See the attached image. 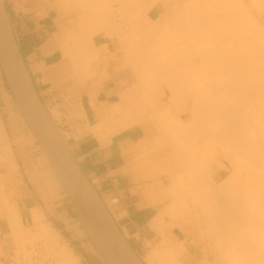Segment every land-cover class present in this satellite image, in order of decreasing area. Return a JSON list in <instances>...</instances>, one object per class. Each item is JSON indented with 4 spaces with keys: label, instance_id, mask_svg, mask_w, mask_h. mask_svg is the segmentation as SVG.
Wrapping results in <instances>:
<instances>
[{
    "label": "crops",
    "instance_id": "crops-1",
    "mask_svg": "<svg viewBox=\"0 0 264 264\" xmlns=\"http://www.w3.org/2000/svg\"><path fill=\"white\" fill-rule=\"evenodd\" d=\"M68 1L3 0L26 72L52 123L123 235L146 263L149 247L164 238L172 245L181 240L185 249L180 257L183 264L218 263L215 254L208 250L210 241L204 229L195 228L186 219L181 221L180 215L169 210L172 201H186L191 168L158 129L161 122H170V116L177 114L186 120V114L169 106L166 88L161 98L165 103L160 105L159 100L152 101L155 90L139 84L140 72L134 66L137 56L129 49L139 41L138 35L122 38L106 31L95 34L92 43L97 55L91 66H76L72 60L76 66L73 69L71 59L63 55L62 42L78 28L81 11L74 10ZM151 102L156 107H151ZM117 110L133 113L132 116L138 112L143 119L112 127L108 121L114 122L111 114L116 117ZM69 111H76L77 115L68 119ZM165 111L170 115H163ZM2 200L5 206L17 210L22 231L29 237L17 239L7 216L0 215V259L14 258L20 244L28 247L41 242L37 237L44 225L55 239L53 249H65L73 264H105L81 224L84 225L82 217L24 123L0 70ZM72 202L76 206L73 199ZM186 215L188 211L184 218ZM175 221L179 223L170 225ZM30 237L33 240L27 241ZM46 247L51 252L52 248ZM61 258V264H65Z\"/></svg>",
    "mask_w": 264,
    "mask_h": 264
},
{
    "label": "bare ground",
    "instance_id": "bare-ground-1",
    "mask_svg": "<svg viewBox=\"0 0 264 264\" xmlns=\"http://www.w3.org/2000/svg\"><path fill=\"white\" fill-rule=\"evenodd\" d=\"M74 1L79 2L78 0ZM86 1L81 0L78 3L79 9L74 7L81 11L77 20L79 26L75 31L69 32L62 42L63 55L71 59V65L75 61V65L80 67H89L97 55L92 43V37L95 34L100 33L102 29L111 30L114 34L120 31L110 20L111 11L103 10L101 2L89 0L90 6L93 4V8L98 7V12L101 11L102 20L96 17L97 15H92L95 11H88ZM106 1L109 2V0ZM158 1H130L135 4L136 10H138L135 22H131L135 24L136 29L133 25H130V28L135 29L137 33L133 31L137 35L146 34L149 38H144V36L142 40L140 38L142 48L139 50L135 49L138 46L129 47V49L133 48L138 51L132 53L138 58L142 55L139 60L136 59L138 62L136 65L141 66L139 69L142 73L146 72L145 75L148 76L151 70L152 75L157 73L155 76L153 75L154 77L151 75L154 79L152 77V80L150 79L151 82L156 81L157 84L154 82L152 84L148 79L149 84L156 85L155 88L154 86L151 88L157 89L152 92L155 94H151L154 99H150L155 102V99L158 100L161 93L163 94L165 88H168L169 90H167L170 92L173 88L172 92L175 96L171 92L174 96L171 99L179 97V94H181L179 100L183 99L179 103L176 101L177 112L189 115L187 120L180 119L177 114L172 115L173 124H161L158 129L171 148L188 160L191 168L189 176L196 184L192 195H188L191 199L189 207L185 200L176 199L172 201L169 210L177 217L180 215L181 221L186 219L192 224L200 223L204 229H206V225L212 226V229L211 227L206 229L211 230V233L207 231L211 235L214 234L213 238L208 234L210 235L209 239L212 238L219 249H224L220 253V264H264V242L259 241L260 237L263 239L264 233V118H262L264 116V0H164V4L168 5V11L161 16L163 7L159 8V12H152ZM70 2L73 3L72 0ZM108 2L106 3L108 4ZM103 3L106 7V3ZM164 4L162 5L164 6ZM136 6L140 7L137 9ZM108 7L111 5H107ZM97 9L96 14H98ZM171 27V42L174 41L171 49H169L171 45H164L163 42H159L157 47L152 44L151 40L154 37L158 38V35L164 33L166 28ZM0 30L8 49L12 51L14 48L13 37L1 0ZM139 46L141 47V44ZM165 46L166 48H164ZM144 49L147 53L143 51ZM147 49L150 51L148 52ZM139 51L143 52L137 55ZM145 56L147 59H144ZM167 56H171L168 61ZM91 58L93 59L91 60ZM184 61L187 62L186 66L183 65L186 63ZM153 65L157 67V70L151 69ZM177 65L185 66L184 70L181 71ZM171 67H177L180 71L175 68L174 72L177 71V73H173V76H166V69ZM77 69L74 71L78 72ZM82 70L85 71L84 68ZM198 70L201 71L200 74ZM186 72L191 74L188 76ZM180 73L183 74L180 75ZM175 82L177 85L173 84ZM148 87L150 88V86ZM175 88L180 89L178 94L174 90ZM240 88L243 90L240 91ZM182 89L184 90L182 91ZM30 92L34 97L33 105L43 117L44 111L36 101L31 87ZM172 103L174 102L172 101ZM159 104H163L161 100H159ZM177 104L174 103V105ZM174 105L170 103V106ZM148 106L150 107V104L146 107ZM117 112L118 114L115 113L116 117L113 115L114 113L111 114L115 118L111 117L114 122L108 121L112 127L132 125L139 118L138 112L134 116H132L133 113L131 115L126 111L117 110ZM164 113L167 114L168 111ZM168 115L170 114L168 113ZM216 125L220 127V130L216 129L218 128ZM104 127L108 128V124ZM197 144L203 145V148L199 145L201 148L199 154L197 153L199 149ZM212 144L215 145L214 148L210 147ZM196 145L198 146L197 150ZM194 147L196 151L193 150ZM200 154L201 156H199ZM197 157L201 159V164L199 162L198 167V164L193 163L198 162L194 159ZM70 194L78 215L80 213L79 218L81 216L83 219L84 225L82 222L81 224L86 227L87 234L90 231L91 240L100 255L103 254V233L100 218L73 186L70 188ZM0 204L3 205L0 207V215L7 216L13 235L18 237V233L22 231V223L17 210L5 206L3 200L0 201ZM185 211H188L186 218H184ZM192 216H194V220ZM202 217L207 218L203 220ZM33 219L36 220L37 216H34ZM192 220L195 222L193 223ZM236 221L238 226L240 224H244L245 228L248 226L246 230L243 225L240 226V228L243 227L241 229H244V234L235 225ZM213 226L218 230L216 228L213 230ZM40 230L41 233H36V235L38 234L44 239L51 238L53 241L52 236H49L52 235L50 229L43 225ZM254 232H258V235L262 236L257 237ZM204 233H206L205 230ZM53 236L55 237V235ZM180 242L172 245L165 238L162 239L161 242L149 247L145 260L149 264H183L178 259L184 251ZM224 242H226L225 246ZM213 247L215 246L213 245ZM115 249L118 253L119 248L116 245Z\"/></svg>",
    "mask_w": 264,
    "mask_h": 264
},
{
    "label": "water",
    "instance_id": "water-1",
    "mask_svg": "<svg viewBox=\"0 0 264 264\" xmlns=\"http://www.w3.org/2000/svg\"><path fill=\"white\" fill-rule=\"evenodd\" d=\"M1 3L11 29L3 0ZM11 34L14 46L12 51L8 49L0 30V70L16 108L46 156L73 207L75 208L70 194L72 186L85 198L100 218L103 233V254L100 255L96 245L90 240L96 252L105 264H147L123 235L93 183L59 135L26 72L12 29ZM30 87L36 101L44 111L43 117L33 105L34 97L31 96ZM115 245L119 248L118 253Z\"/></svg>",
    "mask_w": 264,
    "mask_h": 264
},
{
    "label": "rangeland",
    "instance_id": "rangeland-1",
    "mask_svg": "<svg viewBox=\"0 0 264 264\" xmlns=\"http://www.w3.org/2000/svg\"><path fill=\"white\" fill-rule=\"evenodd\" d=\"M78 1L80 2L81 0H78ZM87 1H88L89 4L87 3ZM87 1H86V5H87V8L89 9L88 11H92V12L95 11V13L93 12L92 15H97L96 17H98L99 19L102 20V17H101V16H102V13H101V11L98 12V9H97L98 7L96 8L98 14H96V9L93 8V7H94L93 4H92V6H90L91 4H90L89 0H87ZM96 1L99 2V3L101 2L100 4L103 5V8H104L103 10L108 9L107 11H111V12H110V14H111V15H110V17H111L110 20H111V22H113V24L116 25V27L120 30V31H119V30L117 29V30L119 31V33L115 32V35H118V36H121V37L123 36L122 38H124L125 35H126V36L137 35V34H136L137 32L135 31L136 27H134L135 24H134V23H131V22H135V19H136L135 17H136L137 14H138V10H136V8H135V6H134L135 4L130 3L131 0H109V2L106 1V0H105V1L102 0V1L105 2V3L108 2V4L106 3V7H104L105 5H104V3H103L102 1H100V0H96ZM74 2H75V3H74ZM79 2H78V3H79ZM78 3H77L76 1L73 0V3H72V4H73V9H74V10H76L74 7L78 8ZM102 3H103V4H102ZM109 4L111 5L112 8H111V7H108V8H107V5L109 6ZM162 4H164V0H159L158 3L153 7L152 12H154V13H155V11L159 12V10L161 9V7H163V9H162V11H161V13H160V16H161L162 14H164V13L166 14L167 11H168V5H167V3H165L166 5L164 4V6H163ZM88 5H89L90 7H89ZM101 5H100V6H101ZM138 5H139V4H138ZM140 5H141V4H140ZM100 6H99V7H100ZM101 7H102V6H101ZM101 7H100V8H101ZM136 7H137V6H136ZM139 7H140V6H139ZM139 7H137V9H138ZM117 8H118V9H117ZM159 8H160V9H159ZM101 9H102V8H101ZM101 9H99V10H101ZM110 9H111V10H110ZM107 11H105V12H107ZM103 12H104V11H103ZM112 12H113V13H112ZM121 12H122V13H121ZM100 13H101V15H99ZM90 14H91V12H90ZM112 14H113V15H112ZM158 18H159V17H158ZM131 19H132V20H131ZM133 20H134V21H133ZM114 22H115V23H114ZM130 25H133V27L135 28V29H133V30H134L136 33L132 30V28H130ZM128 26H129V27H128ZM116 27H115V28H116ZM166 30H167V31H166ZM166 30L164 31V33L159 34V35H158V38H157V37H156V38L154 37V38L151 40L153 45H155V46L157 47V45L159 44V42H163L164 45H167V44H168V45H171V46H169V47H170L169 49L172 48V45H174V41L171 42V41H172V39H171V36H172V34H171L172 27H171V28H166ZM102 31H106L107 33L109 32V33H108L109 35H113V34H114L113 31H111V30H110L111 32L108 31V30H104V29H102ZM130 31H131V32H130ZM144 31L146 32V30H144ZM132 32H134V33H132ZM165 32H166V33H165ZM110 33H112V34H110ZM131 33H132V34H131ZM120 34H121V35H120ZM124 34H125V35H124ZM166 35H168V36H166ZM143 36H144V38H145V37H147V39L149 38L146 34H144ZM143 36H142V35H140V36L138 35V39H139V41L136 42V45H135V46H138V47H137V48L134 47L136 50H139V48H142L141 40H142V37H143ZM165 36L167 37L166 39H165ZM140 38H141V40H140ZM172 38H174V37H172ZM154 39H155V40H154ZM170 39H171V40H170ZM169 42H170V43H169ZM139 43L141 44V47L139 46V45H140ZM171 43H172V44H171ZM164 48H166V46H165ZM131 49H133V48H131ZM135 49H134V52H138V51H135ZM147 50H148V52L150 51L149 49H147ZM132 51H133V50H132ZM143 51L146 52V49H144ZM143 51H139V53H137V55L141 54V52H143ZM146 53H147V52H146ZM135 56H136V55H135ZM141 57H142V55H141L139 58H141ZM139 58L137 57V60H139ZM145 58L147 59L146 56L144 57V59H145ZM92 59H93V58H91V60H92ZM148 59H149V57H148ZM166 59H167V61L170 60V59H171V56H167ZM184 62H186V61H184ZM184 62H183V63H184ZM201 62H202V61H201ZM136 63L138 64V62L136 61V62H134V66L136 65ZM202 63H203V62H202ZM186 64H187V62L184 63L183 65L186 66ZM183 65H182V66H183ZM177 66H179V65H177ZM182 66H181V67L179 66V67H180L179 69H180L181 71L184 70V67H185V66H183V67H182ZM136 67H137L136 70H138V71L140 72V75H139V84L144 83V88H149L148 86H150V88H151L152 86H154V88H155V86H156L155 84H157V83H155L156 81H155V82L152 81V82H154L155 84H154V85H151V83H152L151 80H152V78L155 76V74H157V73H156L155 71H153V72H155V73L153 74V75H154V76H153V75L151 74V72H152V70H151L150 75H149L150 77H149L148 75H145L146 72H143V73H142V71L139 69V68H141V66L139 67L138 65H136ZM188 67H189V66H188ZM152 68H153V70H154V68L157 70V67H156L155 65H153V66L151 67V69H152ZM175 68H177V67H175ZM175 68L171 67V68L168 69V70L166 69V72L164 71V72H165V75H166V76H168V75L173 76V73H177V71L174 72V71H175ZM177 69H178V68H177ZM177 69H176V70H177ZM179 69H178V70H179ZM180 70H179V71H180ZM198 71H199L198 73L200 74L201 71H200V70H198ZM186 73H187V72H186ZM182 74H183V73H180V75H182ZM187 74H188V76H189L191 73L188 72ZM196 74H197V73H196ZM151 75H152L153 77H152ZM161 75L163 76V74H161ZM165 75H164V76H165ZM202 75H204V74H202ZM147 76H148V77H147ZM166 76H165V77H166ZM151 77H152V78H151ZM148 79H149V80L151 79V80L149 81ZM153 79H154V78H153ZM146 80H147V81H146ZM148 81L151 82V83L149 84ZM146 84H149V85L146 86ZM152 84H153V83H152ZM173 84H176V85H177L176 82L173 83ZM182 84H183V83H182ZM178 85H181V83H178ZM145 86H146V87H145ZM154 88H152V89L154 90ZM181 88H183V86H181ZM166 89H168V88H166ZM171 89H172V90H171V92H172V91H173V88H171ZM155 90L157 91V89H155ZM168 90H169V89H168ZM174 90H176L177 94H178V91H180V89L178 90V89H176V88H175ZM183 90H184V89H182V91H183ZM239 90L242 91L243 89L240 88ZM169 92H170V91H169ZM171 92L169 93V94H170V97H169L170 99L168 98V99L170 100V101H168L169 106H170V103H171L172 105H174V103L177 104L176 101H178V103H179L180 100H181V101L183 100V99H180V100H179V97H180V95H181V94H179V97H176L178 100H177L176 98H174V100H175V101H174V100L171 99V98H173L175 95H174L173 92H172V94L174 95V96H172ZM179 93H181V92H179ZM158 94H159V93H158ZM158 94H156V95L158 96ZM163 95H165L164 92H163V94L161 93V95L159 96L158 100H161V98H162ZM182 95L184 96L183 93H182ZM181 97H182V96H181ZM184 97H186V96H184ZM184 97H182V98H184ZM172 101H173L174 103H172ZM181 101H180V102H181ZM161 102H162V103H165V101H161ZM169 102H170V103H169ZM166 104H167V103H166ZM163 105H164V104H163ZM176 106L178 107V104H177V105H174V107H176ZM69 107H72V105H70ZM162 107H163V106H162ZM162 107H161V108H162ZM177 107H176L175 109H177ZM263 113H264V112H263ZM263 113L261 112V114H263ZM164 114H165V113L163 112V115H164ZM67 115H68L67 118L70 119V118H72L73 116L77 115V113H76V111H74V112L69 111V114H67ZM168 116H169V115H168ZM262 116H263V115H262ZM199 117H200V116H199ZM171 118H172V116H170V119H171ZM184 118L187 120V119L189 118V115H188V114L185 115ZM262 118H264V116H263ZM262 120H263V119H262ZM199 121H200V120H199ZM216 122H217V124H218V120H217ZM263 123H264V122H263ZM161 124L164 125V123H162V122L160 123V125H161ZM167 124H173V120L171 119V121H170L169 123H167ZM167 124H166V125H167ZM216 126H217V125H216ZM170 127H171V126H170ZM217 127H218V126H217ZM219 128H220V127L216 128V129L218 130ZM217 130H216V131H217ZM219 130H220V129H219ZM199 139L201 140L202 137L199 138ZM200 140H199V141H200ZM197 145H198V144H197ZM197 145H196L195 147H196V150L199 148L198 151H197V153H198V152L200 151V149H201L200 146H202V148H203V145H200V144H199V145H200V146L198 145L199 147H198ZM214 146H215V145L212 144L210 147H211V148H212V147L214 148ZM195 147H194V149L192 148L194 151H196V150H195ZM197 147H198V148H197ZM197 153L193 152V154H196V155H197ZM198 154H199V153H198ZM196 155H194V157H196ZM199 156H201V154H200ZM199 156H198V157H199ZM198 157H197V159L194 158L196 161L198 160V162H196V163L193 162L195 165L198 164L197 167L199 166V162H200V160H201V159H198ZM199 158H200V157H199ZM189 162H190V161H189ZM187 163H188V160H187ZM200 164H201V162H200ZM246 164H247V163H246ZM252 164H254V163H252ZM252 164H251V165H252ZM197 170H198V168H197ZM188 180L190 181V185H189L188 188L185 190V192L187 193L185 199H186V204H187L188 207H189L190 204H191V199L189 198L188 195H190V196L192 195V193H193L194 190L196 189V184H195L194 180L192 179V177L189 176V179H188ZM183 194H185V193H183ZM188 211H189V210H188ZM196 211H198V210L196 209ZM192 218H193V220H194V216H192ZM199 218H200V217H199ZM205 218H207V217H205ZM205 218L202 217L203 220H205ZM173 219H174V218H173ZM175 219L178 220V218H175ZM193 220H192V221H193ZM194 222H195V221H193V223H194ZM174 223H175V224H176V223L178 224L179 221L171 222L170 225H173ZM195 223H196V222H195ZM195 223L192 224V225H195V226H196V225L198 224V223H196V224H195ZM235 223H236L235 225H237V227H239L238 229H240L241 231H243V232H241V233L244 234V229H241V228H243L245 225H244V224H240V226L243 225V227L240 228V226H238L237 221H236ZM202 224L204 225V223H202ZM198 225H199V227H200V230H201V228L204 229V227H203L200 223H199ZM198 225H197V226H198ZM197 226H196V228L199 229V227H197ZM204 226H205V225H204ZM208 227H209V225H208V226H207V225L205 226L206 229H208ZM210 227H211V229H212V226H210ZM210 227H209V228H210ZM219 227H220V226H219ZM247 227H248V226H247ZM247 227H246V228H247ZM252 227H253V226H252ZM215 228H216V227H215ZM215 228H214V226H213V230H215ZM244 228H245V227H244ZM246 228H245V230H246ZM89 229H90V228H89ZM206 229H204V230L206 231V233H204V234H205V235L210 234V233H211V232H210L211 230L209 231V230H206ZM216 229H217V228H216ZM21 230H22V225H21ZM217 230H218V229H217ZM207 231H209L210 233H208ZM255 233H256L257 235H256ZM259 233H260V232H259ZM22 234H23V235H22ZM89 234H90V231L88 232V235H89ZM221 234H222V232H221ZM223 234H224V233H223ZM245 234H246V233H245ZM254 234H255L257 237L262 236V235H260V234H259V235H260V236H259V235H258V232H254ZM261 234H262V232H261ZM21 235H22V236H21ZM210 235H211V234H210ZM210 235H208V236H206V237L209 239ZM212 235H214V234L212 233ZM212 235H211V237H212ZM24 236L26 237L27 234H25L23 231H21V234L18 235L17 239H18L19 237H24ZM89 237H90V235H89ZM37 238H38V237H37ZM212 238H213V237H212ZM212 238H210L211 240L209 239V241H210L209 245H210V246L208 247V250H209V251H210V250H211V251L213 250L212 253H214V254L216 255V259H215V260H218V263H214V264H220V263H219V262L221 261V258H220L221 255H220V253H221L224 249H221V248L219 249V248L216 246V242L213 241ZM38 239H39L41 242H36V241H35V243H31V242H30V243H31L30 246H34V245H37V244H41V243H42L45 247L47 246L46 248H48V247L50 248V247H53V243H54L53 241L55 240V239H53V241H52L51 238H46V239H47V240H46V239H44V237H42V239H41V236H39ZM49 239H50L51 241H50ZM214 239H215V238H214ZM259 239H260L259 241H261V242L263 241V242H264V233H263V239H262L261 237H260ZM29 240H31V238H29ZM32 240H33V239H32ZM39 240H37V241H39ZM90 240H91V238H90ZM48 242H49V243H48ZM92 242H93V241H92ZM257 242H258V240H257ZM36 243H37V244H36ZM50 243H51V244H50ZM225 243H226V242L223 243L224 246L226 245ZM48 245H49V246H48ZM50 245H51V246H50ZM213 245H214L215 247H213ZM182 246H183V244H182ZM28 247H29V246H28ZM183 247H184V246H183ZM212 248H213V249H212ZM27 249H28L27 247H23V244H22V245H21V244L19 245V248H17L18 251H17V250L15 251V254H16L15 256H16V257L14 256L15 260L17 261V263L20 262V261H19V260H20V258H19V254H20L21 252H23V251L26 252ZM184 250H185V249H184ZM46 251H47V254L55 255V256L58 258V260L60 259L59 261H61V259H62L61 257H64V259H65V264H73V262H74L73 259L71 260V259L67 258L68 255H67L65 249H61L60 251L55 252V250L52 248L51 252H49L47 249H46ZM62 251H63V252H62ZM59 252H60V253H59ZM218 252H219V253H218ZM52 253H53V254H52ZM63 253H64V254H63ZM26 254H27V252H26ZM59 254H60V255H59ZM181 254H182V253H181ZM215 255H214V256H215ZM180 257H181V256H179L178 259L181 261Z\"/></svg>",
    "mask_w": 264,
    "mask_h": 264
},
{
    "label": "built area",
    "instance_id": "built-area-1",
    "mask_svg": "<svg viewBox=\"0 0 264 264\" xmlns=\"http://www.w3.org/2000/svg\"><path fill=\"white\" fill-rule=\"evenodd\" d=\"M27 248V254L25 251L19 254L20 262L17 263L11 256H4L0 259V264H61L57 257L47 254L43 244Z\"/></svg>",
    "mask_w": 264,
    "mask_h": 264
}]
</instances>
